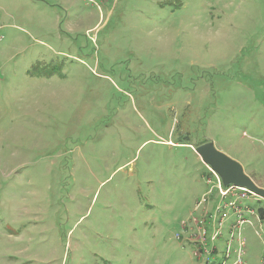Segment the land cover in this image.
<instances>
[{"label": "rangeland", "instance_id": "1", "mask_svg": "<svg viewBox=\"0 0 264 264\" xmlns=\"http://www.w3.org/2000/svg\"><path fill=\"white\" fill-rule=\"evenodd\" d=\"M207 141L264 189V0H0V264H235Z\"/></svg>", "mask_w": 264, "mask_h": 264}, {"label": "built area", "instance_id": "2", "mask_svg": "<svg viewBox=\"0 0 264 264\" xmlns=\"http://www.w3.org/2000/svg\"><path fill=\"white\" fill-rule=\"evenodd\" d=\"M206 167L208 168L209 172L206 175L205 181L207 185L211 184V187L201 198V200L198 201V205L204 206L205 211L204 222H197V224H200V227L198 228V236L201 237L203 241L209 240V243L212 244H214L215 241L220 242V239L223 236V230H225L224 226L227 223V226L229 227V233H231V235L236 233L238 248L235 250L237 257L235 264H246V261L242 259L243 255L245 254V241L240 236V227L245 223H250L249 219L245 217V214L249 213L257 220L255 233L257 234L263 246V255L260 256V264H264V206H261L255 210L242 204V200L245 198L263 201L264 198L245 187H239L232 184L224 185L220 176L209 166ZM212 197L216 198L213 212L208 206L210 198ZM260 215H262V217H260ZM231 216H233L234 219L229 221ZM210 234L211 238H209ZM230 244L231 240H224L223 246L219 251L220 254L224 252V254H222L224 260L220 264H225L227 262ZM214 246L216 247L217 245L214 244Z\"/></svg>", "mask_w": 264, "mask_h": 264}, {"label": "water", "instance_id": "3", "mask_svg": "<svg viewBox=\"0 0 264 264\" xmlns=\"http://www.w3.org/2000/svg\"><path fill=\"white\" fill-rule=\"evenodd\" d=\"M200 160L221 178L224 185L245 187L264 198V189L244 173L242 166L235 160L217 150L211 141L204 142L195 148Z\"/></svg>", "mask_w": 264, "mask_h": 264}, {"label": "crops", "instance_id": "4", "mask_svg": "<svg viewBox=\"0 0 264 264\" xmlns=\"http://www.w3.org/2000/svg\"><path fill=\"white\" fill-rule=\"evenodd\" d=\"M206 166H207V165H206ZM248 176H249V175H248ZM249 177H250V176H249ZM204 178H206V176H205ZM250 178H251V177H250ZM251 179L254 181L253 178H251ZM254 182H255V181H254ZM255 184L258 185L256 182H255ZM258 186H259V185H258ZM259 187H260V186H259ZM262 188H263V187H262ZM260 217H262V215H260ZM255 220H256V219H255ZM256 223H257V220H256ZM256 226H257V224L255 225V227H256ZM259 240H260V239H259ZM260 242H261V241H260ZM261 246H262V243H261ZM261 255H263V246H262V249H261ZM261 255H260V256H261ZM260 256H259V258H258V264H260V258H261Z\"/></svg>", "mask_w": 264, "mask_h": 264}, {"label": "bare ground", "instance_id": "5", "mask_svg": "<svg viewBox=\"0 0 264 264\" xmlns=\"http://www.w3.org/2000/svg\"><path fill=\"white\" fill-rule=\"evenodd\" d=\"M214 253V252H213ZM221 263V262H220Z\"/></svg>", "mask_w": 264, "mask_h": 264}]
</instances>
